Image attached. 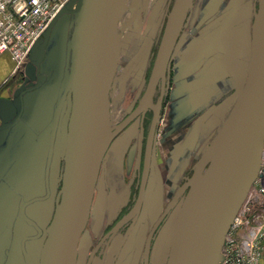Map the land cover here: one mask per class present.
Here are the masks:
<instances>
[{
	"label": "rangeland",
	"instance_id": "rangeland-1",
	"mask_svg": "<svg viewBox=\"0 0 264 264\" xmlns=\"http://www.w3.org/2000/svg\"><path fill=\"white\" fill-rule=\"evenodd\" d=\"M175 2L176 0H128V7L123 12L120 21L122 23L119 25L122 58L119 60L114 83L119 81L124 88L126 86V93L128 90L131 91L125 96L124 103L130 96L127 111L123 115L119 114V117L116 115L113 126L123 120L145 92L146 84L144 83L153 61L152 56L160 43L158 35L163 31V28L160 31L161 25L164 18L166 19L170 14ZM253 9V0H194L189 20L176 46L169 68L170 89L155 138L142 217L122 252L121 263L118 264L137 263V256L142 253L146 234L180 184L184 182L182 177L192 173L191 169L228 119L238 94L243 88L248 70L251 26L254 20ZM70 21L71 17L66 16L58 22L47 45L44 70L54 69L58 62L51 80L40 89L28 94V112L19 124L7 131L2 139L3 150H13L16 155L15 163H10L7 168L8 172L3 171L4 169L0 172V244L2 243L0 250L4 260L11 254L12 257L8 261L12 264H39L41 245L47 238L46 229L53 218L56 199L61 190L63 158L70 116L69 100L64 107L58 127L48 188L45 171L51 141V124L68 76V69H65L67 61L65 47L62 54L56 49H58L57 43L62 32H64L65 42L70 41L73 32V29L69 27ZM67 37L68 41H66ZM192 41L193 45L190 46L189 43ZM182 50H187V53H182ZM237 54L241 56L242 61L243 80L239 85L221 93H215V83H219L220 79L217 82L200 80L205 71L218 70L221 66L223 69L227 67L230 69L232 66L230 63L233 62L231 60H235ZM38 55L39 51L33 58L37 59ZM61 59L62 62L65 59L62 67H60ZM114 89L115 87L111 91V101ZM196 99L203 102L197 110L193 109V101ZM188 105L192 109L190 107L187 110L184 109ZM138 130V122L132 123L123 130L111 144L103 162L89 226L80 244V260L83 257V263H86L92 254L94 244L107 229L105 227L119 215L125 201L137 150ZM180 136L182 139L175 143L172 152L170 151L171 154L166 152L167 143ZM189 146H192L193 150L190 155H187L188 163L185 161L182 164L180 158L175 161L177 156H180ZM186 152L189 151H185V154ZM262 161L260 174L239 212L240 222L229 233L223 249L222 261L226 256L231 255L230 251L234 250L232 259L240 254L247 264L246 257L254 253L259 258V264H264V153ZM174 177H176L175 183L170 184L169 178ZM5 178L10 179L5 180ZM166 180L169 181L165 183ZM8 183L17 187V191L12 190ZM116 185L121 189L118 194H114ZM159 188V200H161L159 209L157 211L158 206L153 203L149 212V204L154 200L156 189L159 190ZM47 194L46 199L26 209L28 217L37 227L24 222L19 214L22 205ZM256 232L259 237L252 243L256 242L255 246H249L250 250L245 243L250 238L252 240ZM26 237H36V239H29L24 248L22 239ZM120 238L121 235H118L112 243L106 264H112L111 258ZM171 240L172 227L166 233L160 234L156 240L151 264H167ZM5 242L10 243L11 247H5ZM23 248L26 249L28 257H25ZM7 252L9 255L6 254ZM244 262L242 264H245Z\"/></svg>",
	"mask_w": 264,
	"mask_h": 264
},
{
	"label": "water",
	"instance_id": "water-1",
	"mask_svg": "<svg viewBox=\"0 0 264 264\" xmlns=\"http://www.w3.org/2000/svg\"><path fill=\"white\" fill-rule=\"evenodd\" d=\"M127 1L78 0L75 9H62L26 66V80L31 83L26 81L16 92L20 103L25 93L37 90L51 80L53 73H41L47 45L58 22L66 16L71 17V39L65 42L62 32L56 49L62 54L65 47L68 76L51 124L45 176L47 188L58 127L69 100L64 170L39 264H76L79 244L91 218L104 158L114 138L140 111L137 110L118 126L111 124L110 95L121 52L119 25ZM256 3L258 9L254 12L251 26V57L246 83L220 132L207 146L193 167L192 176L177 191L165 212L172 210L166 227H172L167 264H220L229 232L260 174L264 153V0H256ZM193 5L194 0H176L162 22L160 31L163 28L164 33L146 102L150 100L159 78L165 77ZM37 51L39 57L35 59ZM61 62L60 67L63 66ZM22 114L23 109L13 124H6L0 130L12 127ZM154 128L155 124L149 141L142 189L132 216L138 214L144 202L151 170ZM48 194L27 202L25 206L46 199ZM21 218L37 227L27 217L25 209ZM29 239L36 237L25 238L24 243ZM147 245L148 257L150 238ZM24 253L28 257L26 249Z\"/></svg>",
	"mask_w": 264,
	"mask_h": 264
},
{
	"label": "flooded vegetation",
	"instance_id": "flooded-vegetation-1",
	"mask_svg": "<svg viewBox=\"0 0 264 264\" xmlns=\"http://www.w3.org/2000/svg\"><path fill=\"white\" fill-rule=\"evenodd\" d=\"M253 1H254V9L253 10L255 12L258 9V3H256V0H253ZM256 7H257V9H256ZM121 23L122 22H120V24ZM163 33H164V30L158 35V41L160 42L159 47H160V44L162 41ZM61 36L62 35L59 36L58 42H59ZM181 36H182V34H181ZM181 36H180V38H181ZM180 38H179V40H180ZM159 47H158L157 51L155 53H153V56H152L153 61H152V64L150 65V68H149V71L147 73L146 80L144 83V84H146L145 92L143 93L142 97L138 100V103L136 104V106L132 110H130L129 113H127V115L123 118V120L119 124L116 125V126H118V125L124 123L130 116H132L137 110L140 109L138 114L123 129V130H125L128 126H130L134 122H138V124H139L137 150H136L135 157H134L131 177H130L129 183H128L129 184L128 185V187H129L128 193L126 192L127 194H125L126 195L125 201L121 206V210H120L119 215H117V217H115V219H113L112 223L109 226L105 227L107 229L104 232L103 236H101L100 239H98L96 241V244H94L93 252H92V254H90L88 260L86 259L87 260L86 263H83V257L80 260V256H81L80 255L81 254L80 244H81L82 240L80 241L76 264H106V259H107L108 254H109V250L112 246V243L114 242V240L117 238L118 235H121V238L118 242L116 249L114 250L113 256L111 258V263L112 264L121 263L120 261H121L122 252H123L127 242L129 241V239L134 234L136 227L138 225V222L142 217V209L144 208V204L146 201V194L144 197V202H143L142 207H141L140 211L138 212V214H136L134 216H132V214L137 207L139 197H140V193H141V189H142L143 177H144V171H145V161H146L147 151H148V147H149V141L151 138L152 128L155 124L154 132H153V140H152V153H153V150L155 147V138H156L157 132L160 128V122H161L162 114L164 113V109L166 108L165 107L166 101H167V97H168L169 89H170V87H169V83H170V81H169L170 80L169 68L171 66L170 64L174 58V53H175V51H174L172 58H171V61H170V64L168 66V69L166 71L165 77L159 78L158 83L154 89L153 94L151 95L150 100L146 102V96H147L148 88L150 85L153 69L155 66V61H156V58L158 55ZM32 73H34V72H32ZM28 83H31V82H28ZM112 123H113V119H112ZM116 137L114 138V140L116 139ZM114 140H113V142H114ZM106 156H107V154H106ZM106 156H105V158H106ZM105 158H104V160H105ZM102 166H103V164H102ZM101 171H102V168H101ZM191 171H192V173L190 175H188V176L186 175V176L182 177L184 182L182 184H180V186L176 190L175 194L186 183L187 178L192 176L193 168L191 169ZM100 175H101V172H100ZM99 178H100V176H99ZM149 178H150V175H149ZM148 182H149V179H148ZM147 189H148V184H147V188H146V193H147ZM155 194L156 195L153 197L154 200L151 201L149 204V212H150V207L153 203L157 204V206H158L157 211L159 209V206H160L159 204L161 202V200H159L160 188H159V190L156 189ZM175 194L173 195V197L171 198V200L169 201L167 206H165L163 208L158 219L156 220V222L152 225V227L150 228V230L146 234L145 241L143 242V246H142L143 247V249L141 251L142 253L140 254V256H137L138 260L136 261L137 263H135V264H151L152 254L154 253L153 247H154L156 240L158 239L160 234L166 233L171 228V226H169L168 228H166V227H167V224L169 222V218H170V214H171L172 210H170L169 213H167V214H165V212H166L170 202L174 198ZM106 214H107V212H106ZM150 217H152L151 214H150ZM88 226H89V223H88L87 227ZM149 238H150V251H149V256L147 257L146 256V250H147V246H148L147 244L149 242ZM44 242H45V240H44ZM159 249H160V247H159ZM159 253H160V250H159ZM158 255H160V254H158ZM138 261H139V263H138ZM131 264H133V262H131Z\"/></svg>",
	"mask_w": 264,
	"mask_h": 264
},
{
	"label": "crops",
	"instance_id": "crops-1",
	"mask_svg": "<svg viewBox=\"0 0 264 264\" xmlns=\"http://www.w3.org/2000/svg\"><path fill=\"white\" fill-rule=\"evenodd\" d=\"M128 4L129 3L127 1L126 7L128 6ZM189 45L192 46L193 45V41L191 43H189ZM249 45H250L249 46V49H250L249 50V61H250V57H251V39H250V44ZM182 53H187V50L186 51L182 50ZM223 55H225V54H223ZM240 57L241 56H238V54H237L236 59L235 60L234 59L231 60L233 62L230 63L232 65L230 69L228 67H227V69H223V67L221 66L218 70L216 69V70H213V71H205L204 72V76L200 80L217 82L218 79H220L221 81L219 83H215V86L213 85L215 87L214 88V92L215 93L216 92L217 93H221L222 91H225V90H227L229 88H232V87H234L236 85H239L241 83V81L243 80V77L241 76V74H242L241 73V71H242L241 62L242 61L240 60ZM45 61H46V58H45L43 64L45 63ZM249 61L247 63L248 64V70H249ZM57 63H56V67H57ZM61 63L62 64L65 63V59H63V62H61ZM43 64H42V68H41V73H45V74L53 73L54 74L56 67L54 69L47 68V71H46L43 68ZM49 70H51V71H49ZM207 70H210V69L207 68ZM248 70H247L246 77L243 75L245 77L244 85H245L246 80H247ZM25 71H26V66H23L21 68H17L16 67V63L14 62V60L11 58L10 55H8V54H0V128L2 126H5L6 124H11V123L13 124V122H15L17 120V117H18L19 113L23 109V114H22L20 120L17 123H15L12 127H5V128L0 130V172L3 169H4L3 171L8 172V169H7L8 166H10V163H15V159H16V155L14 154L13 150L12 151L3 150V144H2L3 140L2 139L4 138V136H5V134L7 133L8 130L12 129L13 127H15L17 124H19L22 121V118L24 117L25 113L28 112V107H27V105H28L27 101L29 99L28 98L29 97L28 94L29 93H33V92H29V93L27 92L22 97V100H21L20 103L17 101L18 98L16 96V92L24 85V83L30 82V81L26 80ZM114 81H115V79H114ZM113 86H114V82H113ZM113 86H112V90H113ZM130 91L131 90L127 91L126 96H127V94H129ZM129 97H128V100L126 98L127 102L124 103L123 106H122L123 107V111L120 113L122 115L127 111ZM211 100H212V98H211ZM112 104H113V95H112V101H111V111H112V119L114 121V118H113L114 117V108H113ZM202 104H203L202 101H200L198 99L194 100L193 101V109H196V110L199 109ZM188 107L191 108V106L188 105V106L184 107V109L187 110ZM55 113H56V111H55ZM180 139H182V136H180L176 140L169 141L167 143L166 147H165L166 152H170V151L172 152V148L175 146V143H178V141ZM192 150H193L192 146L187 147V150H185V151H189V152H186V154H185V151L182 152L180 154V156L178 155L179 157L177 156L175 161H177V159L180 158L181 159L180 162L183 164L186 161L187 157H188L187 155H190ZM171 152H170V154H171ZM47 161H48V158H47ZM46 166H47V162H46ZM117 173L119 174V172H117ZM45 176H46V171H45ZM113 176H115L114 173H113ZM9 179L10 178H5V180H9ZM169 180H170V184H172V183L174 184L175 180H176V177L171 178V179L169 178ZM112 181L115 182L114 179H112ZM168 181L166 180L165 183H167ZM7 182H9V181H7ZM8 185H10V188L12 190L17 191V187L13 186L10 183H8ZM114 188H115V192L116 191L119 192L121 190L117 185L114 186ZM37 202H39V201H37ZM26 203L27 202H25L22 205V207L20 208V212H19L20 217H21V213H22V211L24 209H25V213L27 215L26 209L30 205L35 204L36 202L25 206ZM27 217H28V215H27ZM23 221L26 222L25 220H23ZM26 238H28V237H26ZM24 239L25 238L22 239L23 240V247L25 246L24 244H26V242H27L26 241L24 243ZM43 244H44V242H43ZM43 244L41 245V250H42ZM1 245H2V243L0 244V246ZM4 245H5V247H9V246L11 247V244L7 243V242H5ZM23 252H24V248H23ZM8 253L9 252H7L6 254H8ZM1 254L2 253H1V250H0V264H8V263L12 264V262L8 261V259L10 257H12L11 254L10 255L8 254L10 257L8 256L9 258H7L5 260L3 259L4 256H2Z\"/></svg>",
	"mask_w": 264,
	"mask_h": 264
},
{
	"label": "built area",
	"instance_id": "built-area-1",
	"mask_svg": "<svg viewBox=\"0 0 264 264\" xmlns=\"http://www.w3.org/2000/svg\"><path fill=\"white\" fill-rule=\"evenodd\" d=\"M77 1L0 0V54L10 55L16 63L17 68L27 66L31 62L34 50L37 49L54 18L62 9L68 7L74 8ZM239 222L240 218L238 214L231 230ZM252 243L248 242L246 247L256 245V242ZM249 249L251 250L250 247ZM230 253L232 255L235 252L233 250ZM253 254L250 253L246 257L245 260L248 259L247 264H259L258 256ZM231 255L226 256L224 261L221 259L220 264H242L244 262L240 254H237L233 259Z\"/></svg>",
	"mask_w": 264,
	"mask_h": 264
},
{
	"label": "bare ground",
	"instance_id": "bare-ground-1",
	"mask_svg": "<svg viewBox=\"0 0 264 264\" xmlns=\"http://www.w3.org/2000/svg\"><path fill=\"white\" fill-rule=\"evenodd\" d=\"M127 4V3H126ZM128 7V6H127ZM127 7H126V5H125V8H124V10H123V12L127 9ZM75 9V8H74ZM123 14V13H122ZM121 41V40H120ZM122 53L120 52V59L122 58V55H121ZM114 79H116V77L114 78ZM114 82V81H113ZM117 83V85H115ZM116 83H114V87H115V89H114V91H113V108H114V117L113 118H115L116 117V115L117 116H119V114L123 111V104H124V102H125V96H126V86H125V88L122 86V83H121V85H120V82L119 81H117ZM113 86V85H112ZM113 87V88H114ZM128 88H129V86H127ZM111 102V101H110ZM111 124H112V111H111ZM113 126V125H112ZM120 158V157H119ZM119 162V161H118ZM118 170V169H117ZM118 194V192L116 191H114V194ZM112 198V197H111ZM257 232L256 233H254V235H253V238H252V240H251V238L249 239V241H247L245 244L247 245V243L249 242V243H252L253 242V240L257 237ZM44 245V244H43ZM41 256V255H40Z\"/></svg>",
	"mask_w": 264,
	"mask_h": 264
}]
</instances>
